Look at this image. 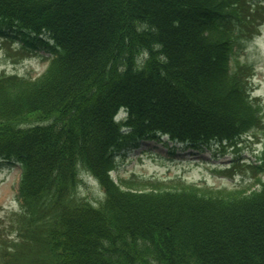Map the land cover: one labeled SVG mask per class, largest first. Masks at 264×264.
Masks as SVG:
<instances>
[{
	"label": "trees",
	"instance_id": "obj_1",
	"mask_svg": "<svg viewBox=\"0 0 264 264\" xmlns=\"http://www.w3.org/2000/svg\"><path fill=\"white\" fill-rule=\"evenodd\" d=\"M237 3L0 0V35L52 55L37 77L0 74V164L21 168L20 210L0 219V264H264L259 175L247 192L137 191L111 176L125 142L235 144L264 130L250 74L231 69L233 28L260 22ZM262 147L246 165L264 174ZM80 169L103 190L96 204L78 195Z\"/></svg>",
	"mask_w": 264,
	"mask_h": 264
},
{
	"label": "rangeland",
	"instance_id": "obj_2",
	"mask_svg": "<svg viewBox=\"0 0 264 264\" xmlns=\"http://www.w3.org/2000/svg\"><path fill=\"white\" fill-rule=\"evenodd\" d=\"M240 2L244 4L246 15L256 12L260 22L255 29L253 23L249 25L250 30L244 28L245 34L239 32V27L233 28L237 40L230 61L231 69L245 67L242 69L245 74H250L251 79L248 85L250 95L259 100L264 115V0H238ZM239 11L244 16V11ZM49 56L42 48L25 43L20 36H0V74L5 72L37 77L46 69ZM263 144L262 129L243 135L235 145L228 147L225 155L220 153L217 140L190 146L169 140L164 135L160 140L125 142L114 147L116 168L111 171V176L119 186L137 191L148 190L153 184L166 189H174L179 184H195L205 192L206 189H240L247 192L259 186L254 182L255 175L264 179L262 173H256L246 165L256 162L254 157ZM19 175V164L9 162L0 166L1 220L20 210L17 192ZM80 178L78 195L96 204L104 196L100 184L84 169H81Z\"/></svg>",
	"mask_w": 264,
	"mask_h": 264
}]
</instances>
